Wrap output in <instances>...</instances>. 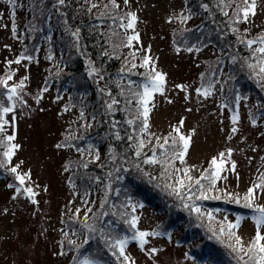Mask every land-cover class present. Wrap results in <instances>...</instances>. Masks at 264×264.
<instances>
[{
  "label": "rangeland",
  "instance_id": "1",
  "mask_svg": "<svg viewBox=\"0 0 264 264\" xmlns=\"http://www.w3.org/2000/svg\"><path fill=\"white\" fill-rule=\"evenodd\" d=\"M87 1L92 3V7L95 5L93 13L97 15L92 14V17L98 18V27H105L103 32H109L121 42L122 47L124 36L121 31L127 36L138 34V41H132L126 51H120L125 60L132 62L128 52H133L142 62L147 56L150 62L144 75H153V69L164 74L163 93L153 92L147 105L150 109L149 127L145 136L148 144L158 146L163 143L164 137L176 135L173 128L183 120L180 131L191 137V144L183 163L180 160L175 162L177 176L171 178L176 185L199 180L206 189L215 170L210 167V161L225 153L217 160L218 164L221 159L224 163L220 178L215 180L216 190L212 189L207 194L220 197L207 199V202L223 201L210 203L209 206L204 204L199 211L212 214V227L224 236L225 244L234 252L238 263L244 264L240 255L244 251L236 250L240 245L228 233L232 231L239 236L247 251V245L257 231L253 217L258 213L243 206V197L250 187L264 184V73L259 71L264 54H254L252 50L261 46L259 42L251 49L241 41L264 36V0H256V15H250L248 22H243L241 13L239 23L234 12L241 0H220L225 3L219 12L213 11L210 5L207 8L202 0H128L127 4L124 0H115L118 7H113L110 0ZM12 3V0H0V81H6L0 83V100L3 101L4 88L10 91L16 87L15 96L10 91L12 99L9 107L12 111L3 115V121L7 123H3L2 132L3 135L13 136L11 142L18 147L13 150L6 166L0 157L2 168L9 171L8 176L0 177V264H80L85 258L94 261V264H107V257L115 258V264H127L119 251L115 254L106 248L109 244L101 249L92 245L90 237L89 244L84 245L87 236L77 233L81 227L78 231L75 229V233L72 231L71 225L78 226L79 221L85 222L82 228L87 231L106 214L110 215L109 204L116 202L112 197L113 191L110 194L108 187L86 194L79 192L73 183L76 165L72 160L80 164L91 156H99V149L78 147L82 139L95 135L90 132V126L96 122L91 119V111L88 116L71 106L74 98L71 91L59 90L58 83H52L53 79H50V72L58 64L57 56L61 54L64 57L60 48L64 39L53 36L50 30L46 34V43L39 47L42 13L37 19V28H29L28 12L20 6L12 9ZM41 8L37 2L33 6L36 12L44 10ZM201 11L205 12L202 21L197 17H203ZM130 12L137 17L134 29L117 28L119 17L129 19L127 14ZM126 21L123 24H127ZM58 25H61L69 43L70 27L64 23ZM198 36H203L204 40L195 44ZM232 36L238 42L237 53L230 50ZM52 40L59 47L58 53L51 49ZM251 55L255 57L254 61H251ZM17 59L20 63H15ZM122 67L133 72L131 65ZM134 72L141 73V70ZM89 75L92 77L93 93L104 100L108 90L101 76L96 72H89ZM49 81L51 84H48ZM234 82H237L236 87ZM86 86L79 83L78 92ZM205 91L210 95L205 97L202 94ZM235 94H239V99L234 97ZM231 101L234 105L236 102L234 114L225 107ZM103 104L108 106L104 101ZM234 115L238 117L235 124L232 120ZM80 118L81 133L71 135L70 127ZM233 127L238 129L234 134ZM84 128L89 133H83ZM74 136L82 140L77 145L72 141ZM169 145H165L164 150H168ZM229 149L231 155H228ZM13 167L17 169V175L11 171ZM184 169H188L187 175ZM16 176H24V183L16 184ZM27 188H31L34 195L27 193ZM255 192L254 206H264V188ZM228 193L239 197L240 203L229 199ZM101 195L108 198L101 201ZM115 196L118 200V195ZM164 197L172 199L170 193ZM130 208L134 211L132 214L130 211L114 214L125 223L129 216L130 221L133 216L138 218L136 229L126 237L128 243L124 249L135 264H212L208 259H198L195 247L190 242L181 241L182 233L176 230L164 236L146 237L148 243L142 250L138 241L130 238L137 230L157 232L163 219L156 212L158 209L144 203L131 205ZM86 213H89L88 217ZM238 217L239 226L228 229L226 225L235 223ZM260 231L264 235V226ZM150 248L158 251L150 255L147 251ZM106 252L109 253L104 258L102 254ZM250 264L253 262L250 261Z\"/></svg>",
  "mask_w": 264,
  "mask_h": 264
},
{
  "label": "trees",
  "instance_id": "2",
  "mask_svg": "<svg viewBox=\"0 0 264 264\" xmlns=\"http://www.w3.org/2000/svg\"><path fill=\"white\" fill-rule=\"evenodd\" d=\"M202 1L205 2L207 8L210 5L213 11L218 12L221 11V6L225 3V1L220 2V0ZM36 2L44 10L34 11L33 6ZM19 6L28 12L27 23H29V28H37V19L40 18V13L43 15L38 31L39 47L46 43V34L50 30L53 36L64 39L60 46L64 57H61V54L57 56L58 64L50 72V79H53L52 83H58L59 90L71 91L74 96L70 102L71 106L86 113V115L91 111V119L96 122L95 125L90 126V132L92 131L95 134L91 138L82 139V141L77 140L76 136L73 137L72 141L76 145L82 141L78 144L81 149H99L98 157L91 156L88 160H82L80 164L72 160V163L76 165L74 167L76 175L73 178V183L76 184L79 192H86V194L108 187L110 188V194L113 191L112 197L116 201L112 205L109 204L111 206L109 207L110 215L106 214L105 217L90 226L87 231L82 228L83 223H85H82V221L78 222V226L72 224V231L75 233V229L78 231V228L81 227V231L77 233H85L87 238L92 237V245H98L103 249L105 244L126 238L133 231L130 224L123 222L114 213H121V211L127 213L130 211L132 214L134 211L130 208L131 205L138 206V204L144 203L150 208L158 209L156 212L163 219L157 229L160 236L176 230L180 234L182 233L181 241L190 242L195 247V255L198 259H208L212 264H239L234 252L225 244V240L222 238L224 236L212 227L211 222L214 219L211 217L212 214L210 216L209 213L202 210L201 213L196 211L204 204L209 206L210 203L217 204L223 200L207 202L209 200L198 198L202 190L201 185H197L195 180L186 185H176L177 183L171 177L177 176L174 165L179 159H171V148L164 150L156 144H148L145 136L146 131H140L143 126V117L140 115L142 106L138 104L139 95L134 96L133 93H143L144 86H150V76L144 75L148 68L143 65L141 59L140 61L137 60L140 57L133 52H128L133 63L122 57L120 51H126V48L130 47L127 41L128 36L121 31L124 36V47H122L121 42L110 35L109 32L104 33L105 27H98L100 26L96 22L98 18L92 17V14H95L93 13L94 7L87 0H65L63 4H60L57 0H14L11 8L15 9ZM201 13H203V17L198 14L197 17L201 18L202 21L205 12L201 11ZM124 18L123 16L119 17L120 22L117 23V28L126 24H123L124 20L128 22V19ZM108 21L112 22L111 20ZM60 23L70 27L72 34L69 43L65 40L61 25H58ZM218 24L220 25V23ZM74 33L76 34L74 35ZM27 34L28 31L25 32L26 36ZM231 38L233 39L229 41L232 45L230 50L232 53H237V39L233 36ZM198 39V41L194 40L195 44L202 42L204 37L198 36ZM50 44L51 49H55V52L58 53L59 47L54 45L53 40ZM255 46L256 44L252 45V47ZM254 60L255 57L251 55V61ZM123 65H131L133 66V72L141 70V73L136 74V72L133 73L130 70H123ZM89 72H96L101 76V80L108 90L104 100H100L93 93V83L90 82L92 77ZM79 83L88 86L78 92L77 86ZM48 84H51V81ZM236 85L237 82H234V87ZM238 95L235 94L234 97L237 99ZM2 96L3 101L0 100V109L9 107L10 91L4 88ZM103 101L108 105L107 107H105ZM113 101H116V103H113ZM109 105H111V108H109ZM235 106L236 102L234 105L233 101L225 105L231 114H234ZM3 115L5 116V113L0 111V124L2 125L4 123ZM137 116H139V119H137ZM129 120L133 121L131 125L128 123ZM74 122L73 126L70 127L71 135H77L81 131L82 119L80 118V120ZM84 129L82 130L83 133H89L87 128ZM129 136L132 137L131 140L128 139ZM7 137L8 135H3V132L0 131V157L3 159L5 166L8 164V159L5 158L4 152L14 145L7 140ZM141 141H143V147L140 146ZM93 142L95 143L93 144ZM179 148L180 146L177 145L176 151H179ZM137 151L140 152L139 156L136 155ZM168 159H171L170 164L165 162ZM145 160L149 162L145 163ZM153 160L156 162H152ZM85 165L87 166L85 167ZM0 172H2L0 177H6L9 173L2 167H0ZM15 175H17L16 172ZM18 182L15 179V183ZM194 183L196 187H194ZM208 184L210 185V183ZM215 188H211V190ZM173 189L176 191H173ZM211 190H208L206 194ZM177 192H179V195H177ZM168 193L172 195V199L164 197ZM115 194L118 195V200ZM106 198L108 196H100L101 201ZM194 205H196V208H194ZM86 215L88 217L89 213H86ZM127 221L130 222V216ZM91 229H95V231ZM106 248L114 251L115 254L118 253L117 248L109 246ZM108 253L102 254L104 258ZM240 255L244 264H250L249 257L244 252ZM106 260L107 264H115V258L107 257Z\"/></svg>",
  "mask_w": 264,
  "mask_h": 264
},
{
  "label": "snow or ice",
  "instance_id": "3",
  "mask_svg": "<svg viewBox=\"0 0 264 264\" xmlns=\"http://www.w3.org/2000/svg\"><path fill=\"white\" fill-rule=\"evenodd\" d=\"M12 2H14V0H12ZM58 2L60 4H63L65 2V0H58ZM110 2L112 3L113 7H118V5H116L115 0H110ZM124 3L127 4L128 0H124ZM93 7H95V5H93ZM256 7H257V3L256 0H241V3L237 5V10L236 12H234V15H236L238 17V19L236 20L237 23L240 22L239 16L242 13V17H243V22H248L249 16H255L256 15ZM129 19L126 25H121L122 27H126L127 29H134L135 27V23L137 20L136 14L135 13H128L127 14ZM225 15H227V12H225ZM185 20L188 19V17H184ZM234 31L236 29H233ZM76 33H74L75 35ZM139 40V36L137 35H129L127 37V41H128V46H131L132 41H138ZM242 43H244L245 41H241ZM257 42H259V44L261 46L256 47L255 49H253L254 54L255 53H260V54H264V36H259L256 39H250L247 40L246 43L248 45V47H252L253 44H256ZM189 51H191V49H189ZM150 62V58L149 57H145L144 61H143V65H148ZM15 63H20V60L17 59L15 61ZM262 66H260L259 71L260 73H264V61H261ZM135 67V65H134ZM249 67H252V65H249ZM154 75H150L149 80H150V86H144V91L143 93L137 94V93H133V95H139V100H138V104L142 106V112L140 113V115H142L143 117V126L141 127L140 131L141 132H145L147 130V128L149 127L148 124V115H149V107L147 106L149 103V100L153 94V92H160L161 94L164 91L163 88V84L165 82V77L164 74L160 73V72H156L153 69ZM8 79H11V76L8 77ZM0 83H6V81H0ZM21 85H17V87H21ZM177 87H181L182 86H177ZM16 87H13L10 89L12 96L16 95ZM183 90V89H182ZM46 91V89H45ZM197 91L199 92L200 90L197 89ZM205 97H207L208 95H210V92L205 91L202 93ZM12 96H9V99H12ZM187 99V97H185ZM239 99V98H238ZM131 102V101H129ZM171 102V101H169ZM113 103H116V101H113ZM109 108H111V105H109ZM0 111H2V113H8L12 111L11 107H3L2 109H0ZM137 119H139V116H137ZM233 120V124H235L238 121V117L237 116H233L232 117ZM4 123H7V121H4ZM128 123L131 125L133 123L132 120H129ZM183 120L180 121V124L178 127H174L173 128V132L176 133V136H169V137H164L163 138V143H159L158 147L160 149H165V145H169V139H171V144L169 145V147L172 149L171 152V159H179L182 163L184 161V157L186 156L189 148H190V144H191V137L190 136H185L183 133H181L180 129L183 127ZM3 130V126L2 124H0V131ZM237 128L233 127L232 128V133H236L237 132ZM117 138H119L117 136ZM231 138V137H229ZM14 139L13 136H8L7 140L8 141H12ZM129 140L132 139L131 136L128 137ZM160 138L157 137V141H159ZM179 145V151H176V146ZM140 146L143 147V141L140 142ZM18 145H12L11 147H9L7 149V151L4 152V156L7 159H11L12 155H13V150L15 148H17ZM58 147H60V145H58ZM163 154V153H162ZM136 155L139 156L140 152L137 151ZM228 155H231V149L228 150ZM225 156V153H220L219 157H214L211 161H210V167L214 168L215 170L211 173V176L213 177L210 185L208 187L207 190L204 189V186L201 185V195L200 199H220L219 196H209L206 194V192L208 190H211V188L215 187V180L220 178V171L223 167V163L224 160L221 159L220 163H217L218 158H223ZM171 159L166 160V163H171ZM148 160H145V163H148ZM152 162H156L155 160H153ZM87 165H85L86 167ZM0 167H3V164L0 163ZM232 169H235V164H232ZM16 168L13 167L11 168V171L13 173L16 172ZM205 171H208L207 169ZM185 175H187L188 169H184ZM189 179H191V177H188ZM207 178V177H205ZM24 176H17V180L20 182V184L24 183ZM178 183L182 184V181H178ZM195 183L197 185L200 184L199 180H196ZM259 188H264V184H256L253 187H250L247 191V193L244 195L243 200H244V207L252 209L254 212L258 213L257 216L253 217L255 223H256V227H257V231H256V235L252 238L251 242L247 245V251H245L244 249V245L242 244L241 238L239 236H237L234 232L229 231L228 235L230 238H234L235 239V243L237 245H240V247L238 249H236L237 251H244V254L246 256L249 257V260L253 262V264H264V235L261 234V227L264 226V206H254V200L256 198V189ZM17 191L19 192V189H17ZM25 191L27 193H29L30 195H34L32 193V189L31 188H27L25 189ZM173 191H176L175 189H173ZM177 195H179V192H177ZM229 199H235V202L237 204L240 203V198L239 197H234L232 193H228L227 194ZM35 203V201H33ZM103 206V205H102ZM185 207H187V205H185ZM90 211V209H89ZM196 211H199V209H196ZM137 217L133 216L131 221L128 222L126 221V223H130V226L132 229H136L137 227ZM240 223V218L238 217L235 223H229L227 225L228 229H233L239 226ZM92 231H95V229H91ZM221 231H223V229H221ZM159 235V233L157 232H147V231H139L137 230L134 235L130 238L133 240L138 241L139 246L141 247L142 250H144V245L148 243L147 239H145L148 236H156ZM89 242V238H86L83 243L87 244ZM70 243H72L70 241ZM128 243V238H123V239H117L113 242H109V247L112 248H117L119 251V255L120 257L123 258V261L127 262V264H135V261L131 260V258L125 254V246ZM148 253L150 255H154L158 250L155 248H150L147 250ZM63 254V253H61ZM80 264H94V261L89 260L87 258H85L84 260L80 261Z\"/></svg>",
  "mask_w": 264,
  "mask_h": 264
}]
</instances>
